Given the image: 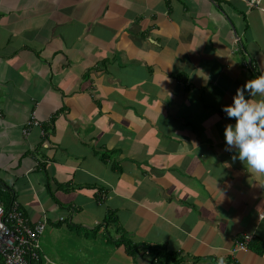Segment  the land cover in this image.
Segmentation results:
<instances>
[{"label": "crops", "instance_id": "crops-1", "mask_svg": "<svg viewBox=\"0 0 264 264\" xmlns=\"http://www.w3.org/2000/svg\"><path fill=\"white\" fill-rule=\"evenodd\" d=\"M260 75L264 12L243 0H0V199L48 218L34 264H151L146 246L264 264V173L223 111Z\"/></svg>", "mask_w": 264, "mask_h": 264}, {"label": "built area", "instance_id": "built-area-1", "mask_svg": "<svg viewBox=\"0 0 264 264\" xmlns=\"http://www.w3.org/2000/svg\"><path fill=\"white\" fill-rule=\"evenodd\" d=\"M251 7L264 12L261 6L262 0H244ZM236 46L239 41H236ZM29 127H41V123L33 114ZM29 135V130H24ZM42 135H45L43 130ZM60 222L64 218L59 219ZM49 227L48 218L43 217L41 221L31 222L21 203L12 198L9 205L0 199V257L4 264H34L41 259L42 240ZM253 237L246 235L241 241L236 242L234 252L246 251Z\"/></svg>", "mask_w": 264, "mask_h": 264}, {"label": "clouds", "instance_id": "clouds-1", "mask_svg": "<svg viewBox=\"0 0 264 264\" xmlns=\"http://www.w3.org/2000/svg\"><path fill=\"white\" fill-rule=\"evenodd\" d=\"M245 89L249 90V95H264V75L248 80L237 88L233 97L234 103L223 108L230 118H235V124L225 129V139L227 145L239 149L238 158L246 163L247 169L264 173V101L249 103L244 95ZM232 159L236 160L237 157L233 156ZM218 264H223L222 258Z\"/></svg>", "mask_w": 264, "mask_h": 264}, {"label": "trees", "instance_id": "trees-1", "mask_svg": "<svg viewBox=\"0 0 264 264\" xmlns=\"http://www.w3.org/2000/svg\"><path fill=\"white\" fill-rule=\"evenodd\" d=\"M244 1V0H243ZM11 202V201H10ZM114 221V219H113ZM112 224L111 222H108V224ZM116 224V223H114ZM121 233V240H119L121 245H125L127 247V251L129 252L130 255L136 256L139 250V247H136L137 244L133 243L129 238L126 233L123 231L119 230ZM127 236V237H126ZM146 250H148L149 254L153 256V262L154 263H159V264H173L174 261L177 259V255L171 254L168 251H166L162 247L154 248V247H147ZM260 254L264 253V248H260ZM42 257V255H41Z\"/></svg>", "mask_w": 264, "mask_h": 264}, {"label": "rangeland", "instance_id": "rangeland-1", "mask_svg": "<svg viewBox=\"0 0 264 264\" xmlns=\"http://www.w3.org/2000/svg\"><path fill=\"white\" fill-rule=\"evenodd\" d=\"M61 242V241H60ZM60 244V243H59ZM101 246H97L96 249H99ZM79 243L76 237H72L69 240H67L64 244H60V246L56 249V252L61 254V250L63 249L62 252L65 253V256H70V259L73 254H75L76 251L79 249ZM76 255L78 256L79 253L76 252ZM73 261V260H72ZM71 261V264H74V262ZM91 264H96V261L93 259V261H89ZM78 264V262H77ZM83 264H86L85 262Z\"/></svg>", "mask_w": 264, "mask_h": 264}]
</instances>
